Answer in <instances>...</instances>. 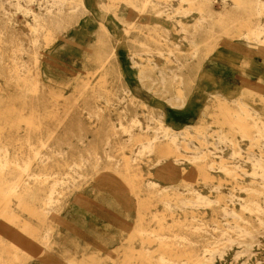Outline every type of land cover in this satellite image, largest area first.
<instances>
[{
    "label": "rangeland",
    "instance_id": "374dc122",
    "mask_svg": "<svg viewBox=\"0 0 264 264\" xmlns=\"http://www.w3.org/2000/svg\"><path fill=\"white\" fill-rule=\"evenodd\" d=\"M83 1L0 0V264H264L255 4Z\"/></svg>",
    "mask_w": 264,
    "mask_h": 264
},
{
    "label": "bare ground",
    "instance_id": "6f19581e",
    "mask_svg": "<svg viewBox=\"0 0 264 264\" xmlns=\"http://www.w3.org/2000/svg\"><path fill=\"white\" fill-rule=\"evenodd\" d=\"M82 4L83 3H85L83 0H79ZM111 1H115V0H111ZM119 1H121V2H124V3H127V4H129V8L130 9H135V6H133V2H134V0H119ZM180 1H182V2H189L190 4H189V6L190 7H192V5H191V0H180ZM254 1V2H253ZM251 2L252 3H254L255 5H254V7L253 6H251V5H245V4H243L242 6L243 7H240V8H242L244 11L245 10H249V13L250 14H248L246 17H247V19L245 20V21H243V23L241 24L242 25V27H244L245 28V33H243L242 35H239L238 36V38H237V40L238 41H241V42H247V44L248 43H251V41H253V42H255V45H257L259 48H263L264 46V28L261 26V24H257V25H252L251 24V16L253 15V11H252V9H255V12H256V14H261V13H263L264 14V0H251ZM144 3L146 4V3H148V1L147 0H144ZM215 3V2H214ZM245 3H247V2H245ZM17 4H18V1H17ZM218 4V3H217ZM84 5V4H83ZM170 5V4H169ZM210 5V6H209ZM238 5L240 6L241 4L240 3H238ZM97 6V5H96ZM212 3L210 2V1H208V0H205V2L203 3V5H201V6H197L196 8H195V10L197 11V13H199L202 17H204L203 15H205L206 13H208V12H210L211 13V15H212ZM239 6L237 7V8H239ZM193 9V8H192ZM30 13H31V15H32V17H33V20H34V24H33V27H32V32H34L35 34H36V32H38V31H40V28H42L43 27V25L40 23V22H38L37 21V19H39V17L37 16V14H35L31 9H29L28 10ZM17 12H18V10H17ZM16 12V13H17ZM21 15V14H20ZM23 16H24V14H22ZM28 23V22H27ZM31 31V30H30ZM243 42V43H244ZM32 46V45H31ZM263 46V47H262ZM114 52V51H113ZM132 55V54H131ZM173 56V55H172ZM34 57H35V55H34ZM36 58V57H35ZM130 59H131V57H130ZM34 63H36V61L34 62ZM132 64V63H131ZM158 73V72H157ZM142 80V79H141ZM36 83V82H35ZM38 83V82H37ZM261 84V83H260ZM36 85V84H35ZM87 86V85H86ZM36 88V87H35ZM86 89V88H85ZM212 89V88H211ZM149 90V89H148ZM36 91V90H35ZM84 91V90H83ZM129 92V91H128ZM149 93V92H148ZM81 94V93H80ZM153 97H155V96H153ZM77 99V98H76ZM128 100H129V98H128ZM208 100V99H207ZM206 100V101H207ZM123 102V101H122ZM108 104V103H107ZM116 105H118V104H116ZM171 106V105H170ZM122 108V107H121ZM146 114V113H145ZM65 117V116H64ZM108 120V119H107ZM130 121V120H129ZM31 122V121H30ZM100 122V121H99ZM152 123V122H151ZM60 124V123H59ZM140 125H141V123H140ZM59 126V125H58ZM162 126V125H161ZM119 127V126H118ZM160 127V126H159ZM162 129L165 131V132H167V128L165 127V126H162ZM208 129V128H207ZM152 132H154V131H152ZM221 132V131H220ZM166 135V134H165ZM128 136V135H127ZM181 136V135H180ZM224 137V136H223ZM221 138V139H224V138ZM241 138V137H240ZM169 139V142H167L165 145H161V143H158L157 144V142L158 141H155V139L153 140V141H149L146 145H144L143 146V148L144 149H147V150H149V151H157L156 153H158L159 155H167V154H169V153H171L172 152V145H174V140L173 139H171L170 140V137L168 138ZM177 139H178V137H177ZM181 139V138H180ZM183 139V138H182ZM204 139V138H203ZM218 140V139H217ZM220 142H222V140L220 141ZM219 142V143H220ZM197 143V142H196ZM231 143V142H230ZM193 144V143H192ZM216 144H218L217 142H216ZM221 144V143H220ZM219 144V145H220ZM263 144V143H262ZM223 145V144H222ZM176 146V145H175ZM175 146H173V147H175ZM221 146V145H220ZM219 146V147H220ZM232 146V145H231ZM217 147V146H216ZM218 148V147H217ZM221 148V147H220ZM225 148V147H224ZM185 152V151H184ZM202 152V151H201ZM197 154V153H196ZM199 154V153H198ZM233 154V153H232ZM234 155V154H233ZM252 155V154H251ZM235 157V156H234ZM255 158V157H254ZM174 160V159H173ZM184 160V159H183ZM236 160V159H235ZM251 160V159H250ZM242 161V160H241ZM255 161V160H254ZM239 162V161H238ZM253 164V163H252ZM6 165H7V159L5 158V156L4 155H2V153H1V151H0V174H2L4 171H5V167H6ZM124 166H125V168H124V170H125V175H124V179H126V180H131V176H130V166H129V164H128V161H127V159L125 160V164H124ZM252 166V165H251ZM260 167V166H259ZM255 168V167H254ZM214 170V169H213ZM218 170V169H217ZM116 171H118V170H116ZM20 172V171H19ZM240 172V171H239ZM224 173V172H223ZM260 173V172H259ZM191 174V173H190ZM243 174V173H242ZM22 175V174H21ZM244 175V174H243ZM40 177V176H39ZM194 177V176H193ZM18 178V177H17ZM20 178V177H19ZM189 178V177H188ZM254 178V177H253ZM21 179V178H20ZM18 182H19V180H18ZM170 185V184H169ZM12 186V185H11ZM262 186V185H261ZM219 188V187H218ZM222 188V187H221ZM224 188V187H223ZM120 189V188H119ZM214 189H215V187H214ZM229 189V188H228ZM239 189V188H238ZM116 190V189H115ZM183 190V189H182ZM211 190H213L212 188H211ZM219 190V189H218ZM217 190V191H218ZM245 190H246V188H245ZM8 193H11V194H16V193H18V194H20V195H24V194H27V193H30V190L28 189V188H22L21 190H16V187L14 186H12V187H9L8 188ZM19 191V192H18ZM214 191H216V190H214ZM244 191V190H243ZM122 192V191H121ZM227 192V191H226ZM229 194V193H228ZM10 195V194H9ZM8 196V195H7ZM263 197V196H262ZM203 199V198H202ZM183 201V200H182ZM212 201V200H211ZM230 200H228V202H229ZM237 201H239V200H237ZM206 203H207V201H205ZM217 202V201H216ZM242 202V201H241ZM244 202V201H243ZM211 203V202H210ZM168 204V203H167ZM217 204V203H216ZM224 208H225V206H224ZM227 208V207H226ZM247 210V209H246ZM230 214V213H229ZM228 214V215H229ZM233 215V214H232ZM225 216V215H224ZM227 216V215H226ZM235 217H236V215H235ZM222 218V217H221ZM232 218V217H231ZM238 218V217H237ZM239 218H240V216H239ZM258 220V219H257ZM130 224V223H129ZM225 224V223H224ZM7 228V227H6ZM234 228V227H233ZM238 228V227H237ZM240 229V228H239ZM6 231V230H5ZM78 231V230H77ZM7 232V231H6ZM16 233V232H15ZM140 233H141V231H140ZM13 234V233H12ZM12 236V235H11ZM9 237V236H8ZM7 237V238H8ZM23 237V236H22ZM224 237V236H223ZM10 238V237H9ZM14 238V237H13ZM17 239L19 238V237H16ZM16 239V240H17ZM228 242H230V241H228ZM16 243V244H15ZM28 243V242H27ZM27 243H24V242H20V241H14V247L15 248H19L20 247V249L21 250H24V252L25 253H28V252H31V253H33V252H36L37 250H39L40 248H38L37 246H30V245H28ZM34 244V243H33ZM213 244V243H212ZM257 246V245H256ZM223 247V246H222ZM250 247V246H249ZM208 249V248H207ZM206 249V250H207ZM216 249V248H215ZM204 250V249H203ZM209 251V250H208ZM205 252V254H206V251H204ZM212 252V251H211ZM214 252V251H213ZM212 252V253H213ZM210 253V252H209ZM204 255V254H203ZM206 259V258H205ZM221 259V258H220ZM160 260H161V263H164V260H165V258L164 257H160ZM212 261V260H211ZM4 264V263H3Z\"/></svg>",
    "mask_w": 264,
    "mask_h": 264
}]
</instances>
